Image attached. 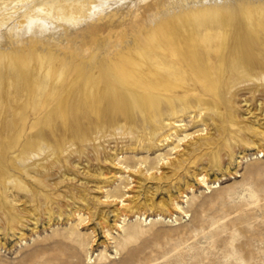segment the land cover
<instances>
[{"label": "rangeland", "instance_id": "1", "mask_svg": "<svg viewBox=\"0 0 264 264\" xmlns=\"http://www.w3.org/2000/svg\"><path fill=\"white\" fill-rule=\"evenodd\" d=\"M30 1L1 6V25L22 28L43 20L70 25L58 12L29 9ZM86 1L95 10H109L112 20L125 21L139 7L148 18L152 10V0ZM22 69L18 63L0 65V264H264V138L246 129L254 120L264 123V113L255 110L258 101L264 104L257 81L239 84L235 90L240 95L237 101L248 100L253 114L249 119L245 107L236 108V118H231L226 100L215 88L207 87L209 96L198 97L216 111L209 123L220 135L211 144L195 147L189 141L205 133L194 114L175 124L180 126L169 133L177 131V136L163 146L153 143L146 127L137 124L131 126L133 139L117 142L120 155L115 162L121 168L114 169L112 150L98 135L88 138V150L83 140L70 138L67 105L46 100L48 96L31 98L13 78L2 77ZM191 94L195 93L182 95L189 102ZM54 105L58 106L51 121L48 115ZM39 116L43 120L38 121ZM16 120L19 126L9 133L7 124ZM39 129L47 133L41 156L54 187L43 188L15 172L30 190L27 196L8 183L9 148ZM74 159L89 163L84 176L72 167ZM99 171L108 172L105 179ZM74 175L79 183L70 180Z\"/></svg>", "mask_w": 264, "mask_h": 264}, {"label": "bare ground", "instance_id": "2", "mask_svg": "<svg viewBox=\"0 0 264 264\" xmlns=\"http://www.w3.org/2000/svg\"><path fill=\"white\" fill-rule=\"evenodd\" d=\"M14 1L0 0V7H9ZM160 1L163 4L158 5ZM30 2L29 9L58 12L65 16L61 21L70 25L43 20L19 28L0 23V65L18 63L23 68L20 73L2 77L13 78L15 85H22L31 98L48 96L46 100L67 105L72 116L70 138L83 140L88 150V138L93 133L98 135L106 149L112 150L110 165L114 169L121 168L115 162L120 155L116 153L117 142L134 138L129 136L131 126L144 125L149 139L163 146L177 136V131L169 133L180 126L175 124L194 114L200 118L197 122L205 133L189 141L195 147L211 144L220 132L217 128L212 132L213 125L209 123L216 111L198 98L209 96L207 87L222 94L231 118H236V108L242 107L247 119L253 116L247 99H235L240 97L235 91L239 84L257 81L264 92V0H152L148 18L139 7L125 21L112 20L109 10H95L86 0ZM249 75L258 77L250 79ZM188 92L195 93L189 96V102L182 95ZM58 105L48 115L51 121L55 120ZM255 108L264 113L260 101ZM43 118L39 116L38 121ZM17 126V120L11 121L8 132L13 133ZM246 129L264 138V123L254 120ZM46 136V131L39 129L19 142H15L16 138L15 145L9 148L12 174L8 175V183L27 196L31 192L15 172L43 188L54 187L41 156ZM97 154L105 163L99 146ZM86 161L71 162L78 175L87 173L90 165ZM51 162L53 167L55 161ZM107 175L108 172H98L102 179ZM77 177L70 180L79 183ZM204 179L205 175L199 180ZM101 189L97 187V191Z\"/></svg>", "mask_w": 264, "mask_h": 264}]
</instances>
